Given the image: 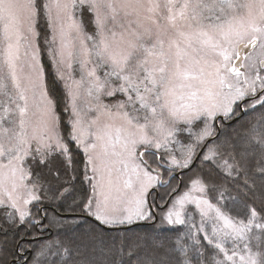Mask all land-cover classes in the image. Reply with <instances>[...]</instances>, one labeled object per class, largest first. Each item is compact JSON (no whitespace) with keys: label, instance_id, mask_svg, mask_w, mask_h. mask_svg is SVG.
Wrapping results in <instances>:
<instances>
[{"label":"snow or ice","instance_id":"1","mask_svg":"<svg viewBox=\"0 0 264 264\" xmlns=\"http://www.w3.org/2000/svg\"><path fill=\"white\" fill-rule=\"evenodd\" d=\"M0 45V232L47 227L46 210L28 219V205L42 199L35 190L71 214L54 219L83 229L71 247L41 248L33 264H127L125 247L135 264H264V131L253 125L237 144L220 141L215 126L258 111L264 121V0H0ZM45 51L56 68L51 84ZM117 93L125 99L104 103ZM61 99L71 110L63 137ZM201 121L195 144L211 138L203 163L218 170V199L194 179L160 219L183 234L168 245L147 235L126 245L87 226L89 218L106 227L154 221L148 197L163 183L159 153L187 168L195 145L177 158L168 144ZM230 203L243 214L232 215ZM192 204L198 225L185 216Z\"/></svg>","mask_w":264,"mask_h":264},{"label":"trees","instance_id":"2","mask_svg":"<svg viewBox=\"0 0 264 264\" xmlns=\"http://www.w3.org/2000/svg\"><path fill=\"white\" fill-rule=\"evenodd\" d=\"M44 29L41 28V44L43 45V35ZM41 67L45 70L46 80L51 84L53 80L56 79L55 77V70L53 68L52 63L50 62L47 51L43 53L41 56ZM64 91L63 85H59L58 95ZM59 116L61 117L64 127L61 129V136H66L67 131L69 130L70 126L68 125V121L70 118L69 110L66 112L63 107V100L61 99L60 107L57 109ZM253 114V113H252ZM252 114L243 115L241 118L236 120L235 122L231 123L230 127L223 126L220 129V133L222 134L219 137L220 141H223L225 137L233 143H239L247 138H250L253 133H251V125L249 123ZM238 140V141H237ZM208 146L206 147L207 150ZM73 150H75L73 145ZM77 160H83V153L82 151L77 152L76 156ZM29 158H27L28 160ZM201 159V158H199ZM81 164V168H82ZM215 165L212 168H208L204 166L203 161L198 160L197 163L188 171L182 173V177L188 181L189 178L192 179H202V182L209 185L205 196L215 203L218 199V195L216 190L211 187V183L213 181L219 183V178L215 175ZM187 183V182H186ZM160 188L161 191H165L168 187ZM185 186V185H184ZM182 187V189L184 188ZM38 195L42 197L41 201L34 202L29 205L30 216L28 219L32 217H37L44 215L43 211L38 210H46L47 218L42 221L47 227L44 229L45 231H41L38 228H30L27 233L23 231V229L13 231L9 229L6 236L3 232H0V261L3 264H33V258L37 255L39 250L46 245H52L53 251H55V246L57 241L67 245L69 247L72 246L70 243L71 241L77 240L78 237L82 234L83 229H74L75 221L71 220H56L54 217H60V214H69L64 211V205H60L57 207L54 203H50L46 197H44L43 192L41 190H36ZM166 196V195H165ZM161 197H164V195ZM257 207L260 205L257 203ZM229 209H231V214L235 215L236 213L243 214V209L239 205L229 204ZM227 210V209H226ZM52 223H49V221ZM198 225V224H197ZM88 227H92L96 232H103L105 238L108 240L116 239L120 240L123 239L126 245H131L133 242H138L139 237L147 235L149 240L151 238H155L158 241H162L165 245H168L171 241H173L177 235L183 234L186 231L181 226H174L168 227L165 225H160V221L151 222L149 224H144L140 226H136L131 229L127 230H118V231H108L102 228V226L94 221L88 222ZM175 228H180L179 232L175 231ZM42 232V233H40ZM45 233L44 237H41V234ZM30 238H41L34 242H21V239H30ZM202 238V236H201ZM24 249V252L21 253L20 249ZM30 248V249H29ZM63 251V249H61ZM53 259L55 257H52ZM124 258L127 264H135V259L128 260V247L124 248ZM25 261V263L20 262Z\"/></svg>","mask_w":264,"mask_h":264},{"label":"rangeland","instance_id":"3","mask_svg":"<svg viewBox=\"0 0 264 264\" xmlns=\"http://www.w3.org/2000/svg\"><path fill=\"white\" fill-rule=\"evenodd\" d=\"M2 50H3V46L0 45V61H2V59H3ZM47 55H48V58H49L50 62L53 65V68H54L55 73H56L55 65L53 64L51 56L48 54V52H47ZM88 67L91 68V67H93V65L89 64ZM73 68L75 69V71H73V77L75 79H80L81 73L79 71V65L74 63L73 64ZM98 74L102 77L103 76V70H101ZM102 99H103L105 104H112V103H115L117 100H121V99H125V98L122 96V94L117 93L113 97L104 96V97H102ZM78 103L79 104H83V99L78 101ZM261 111H264V110H261ZM69 114H71V110L70 109H69ZM93 115H95V113H89V116H93ZM103 119H105V118L102 117V120ZM216 122H218V124H219V129H222L223 126L219 123V119H217ZM197 123L199 124L198 127L196 126V124H194V125L189 126V127L181 126L183 128V131L177 130L174 140L171 143L168 144V149L171 150L170 151L171 155H175L177 158H180V155H181V151L180 150H181V148L184 147V146H187L190 143L195 145V155L197 154L198 150L202 147V145L205 143V141L208 140V139H206L203 143L198 144V145L195 144V134L198 133L200 131V128L203 127L202 121L201 122H197ZM249 123L251 125V130H250L251 133H252L253 125H256L257 129L259 131H264V128H262L260 126L261 124H264V121H261V113L259 111L252 114ZM28 131H29V133L31 132V127H29ZM240 143H243V141H240ZM210 145H211V142L207 146H210ZM140 150L143 151L142 148ZM150 151L151 152H155L156 150L155 149H151ZM207 151H208V148H207V150L205 148L203 153H202V155L200 156L201 159H199V160L203 161V156H204V154ZM159 154L164 156V160L161 162V169H160V171H161V179L163 181L162 184H164L166 182V180L169 179L170 176H172L173 173H176L177 171H179L181 169H186V168H176L174 166H170L169 165V161H168L169 153L165 152L163 149L160 151ZM195 155H194V157H195ZM145 159H148L150 162H153V163H154V160H155L154 157L149 156L147 154L145 156ZM2 162H4V161L2 159H0V163H2ZM26 163H27V158L25 159V165H26ZM25 165H22V166H25ZM193 180L194 179H192V177H191L187 181L186 179H184L182 177V175H180L179 178H173L172 177V180L170 181L169 186L165 189V191H161L160 190V188H162V186L161 187L159 186L160 188L156 187V188H153V189L150 190V195L148 197V204L151 205L152 214L153 213L156 214V219L157 220L155 222H157L158 220L160 221L162 215L168 210V208H170L172 206L174 201L177 198H179V196L183 195L186 191H189L191 189V182ZM179 186H180L179 191L172 196V198L169 200L167 206H165L164 208H160L168 201V199L171 196V194L174 193L178 189ZM183 186H184V188L182 189ZM29 187H30V185H29ZM154 193L157 194L156 198H155V194ZM36 194L38 195L37 191H36ZM193 194L197 195V196L200 195L199 193H193ZM161 195L162 196L164 195V197H161ZM205 197L207 198V196H205ZM21 203H22V201H21ZM156 206H159V208L157 209ZM28 208H29V205H28ZM185 216L186 217L191 216V217L194 218V220L196 221L197 224L199 223L200 216H199V213L196 210L194 204L185 206ZM17 219H18V217H17ZM150 222H154V221L136 222V223H150ZM97 223H99V222H97ZM136 223H134V224H136ZM100 225L104 226L102 224H100ZM164 225L168 226L167 224H164ZM104 227H106V226H104ZM108 227H122V226L113 225V226H108ZM168 227H174V226H168ZM43 231H45V230H43ZM116 231H118V230H116ZM42 232H40V233H42ZM44 236H45V233L41 234V237H44ZM31 242H34V241H31ZM20 262H22V263L24 262L25 263V261H20Z\"/></svg>","mask_w":264,"mask_h":264},{"label":"water","instance_id":"4","mask_svg":"<svg viewBox=\"0 0 264 264\" xmlns=\"http://www.w3.org/2000/svg\"><path fill=\"white\" fill-rule=\"evenodd\" d=\"M235 121H236V120H234L233 122H235ZM233 122H232V123H233ZM210 142H211V138H209L208 140L205 141V143L202 145V147L198 150L197 154L195 155L192 164H190L186 169H181V170L177 171L176 173L172 174V176H170V178H172V177H179L182 173H184V172L190 170V169H191V168L197 163V161L199 160L200 156L202 155L204 149L206 148V146H207ZM179 189H180V186L178 187V189H177L174 193L171 194V196L169 197L168 201H167L162 207H160V208H164L165 206H167L169 200L172 198V196H173L174 194H176V193L179 191ZM70 215H71V214H60V217H68V216H70ZM153 215H154V217H155V220H154V222H155V221L157 220V219H156V214L153 213ZM89 220H90V221H94V220H92L91 218H89ZM94 222H96V221H94ZM144 224H149V223H136V224H133V225H131V226H123V227H104V226H102V228H104L105 230H108V231L127 230V229H131V228H134V227H136V226H140V225H144ZM38 239H41V238H38ZM35 240H37V238L29 239L30 242H31V241H35Z\"/></svg>","mask_w":264,"mask_h":264},{"label":"flooded vegetation","instance_id":"5","mask_svg":"<svg viewBox=\"0 0 264 264\" xmlns=\"http://www.w3.org/2000/svg\"><path fill=\"white\" fill-rule=\"evenodd\" d=\"M215 126H216V128L220 131L218 122L215 123ZM222 126H223V125H222ZM173 178H179V177H173ZM171 180H172V178L167 179L166 182H165L164 184H162L161 186H162V187H163V186L166 187L167 185H169V183H170ZM161 186H160V187H161ZM160 187H159V188H160ZM154 194H155V193H154ZM156 197H157V194H155V198H156ZM155 205H156V204H155ZM156 207H157V209L159 208V206H156Z\"/></svg>","mask_w":264,"mask_h":264},{"label":"bare ground","instance_id":"6","mask_svg":"<svg viewBox=\"0 0 264 264\" xmlns=\"http://www.w3.org/2000/svg\"><path fill=\"white\" fill-rule=\"evenodd\" d=\"M30 239H34V238H30ZM21 242H30L29 239H21Z\"/></svg>","mask_w":264,"mask_h":264}]
</instances>
